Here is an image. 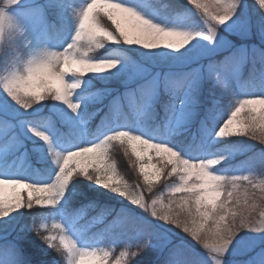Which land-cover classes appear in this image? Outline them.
Segmentation results:
<instances>
[{"label": "snow or ice", "instance_id": "obj_1", "mask_svg": "<svg viewBox=\"0 0 264 264\" xmlns=\"http://www.w3.org/2000/svg\"><path fill=\"white\" fill-rule=\"evenodd\" d=\"M186 2L203 22L199 30L165 27L122 0H4L0 5V221L7 224L26 209L33 220L25 228L57 254L56 264H138L149 251L151 264H194L185 244L198 245L211 264H227L242 233L261 238L259 246L255 242L248 246L251 255L245 264H264V179L256 178L264 177V154L259 157V168L246 162L225 171L217 167L228 159L224 154L188 157L166 137L153 138L150 132L131 128L120 119L126 108L143 115L159 106L165 126L170 125L187 100L195 102L207 78L222 96L235 101L227 119L217 120L219 128L213 129L217 139L251 136L264 144V94L236 99L226 79L249 59L253 78L257 63L264 78V47L253 45L223 59L214 58L232 47L222 30L236 26L245 0ZM254 2L264 13V0ZM249 31L250 25L245 34ZM258 31L264 44V25ZM160 33H181L188 41L171 43ZM105 43L113 46L102 49L110 54L93 55ZM120 45L144 50L142 55L149 60L182 61L195 53L208 62L187 72H153L122 55ZM97 64L105 67L81 71L83 66ZM130 67L137 69L135 76L123 79ZM90 76L123 79L124 91L86 87L85 78ZM24 83L26 87L21 86ZM78 95L82 102H77ZM49 100L54 103H42ZM101 111L100 127L93 137H86L84 125ZM32 138L39 142H34V148L41 158L50 161L47 179L24 178L14 171L17 153ZM115 144L123 149L131 167L138 169L149 192L156 181L177 176L178 182L166 185V196L161 190L149 203L140 184L130 185L118 171L111 157ZM79 180L127 200L146 213L151 223L179 229L184 240L175 241L168 231L141 227L124 209L104 206L85 220L87 210L97 205L71 208L69 192ZM42 209L50 212L41 213ZM97 226L102 227L87 244L76 235L86 236ZM24 231L14 236L0 232V264H26ZM129 233L134 235L119 247L118 255L112 248L98 246L101 237Z\"/></svg>", "mask_w": 264, "mask_h": 264}, {"label": "rangeland", "instance_id": "obj_2", "mask_svg": "<svg viewBox=\"0 0 264 264\" xmlns=\"http://www.w3.org/2000/svg\"><path fill=\"white\" fill-rule=\"evenodd\" d=\"M184 2L186 5L181 10L175 11L170 7L166 0H122V2L130 4L131 6L137 7L139 11H142L150 19H154L155 22L161 23L165 27H178L186 30H199L203 27V22L190 5L187 4L186 0H178ZM82 2V0H81ZM155 10V14L154 11ZM105 25L112 29L111 23L106 19L103 21ZM236 26H226L222 31L224 38L227 39L231 46L230 48L224 49L215 54V59H223L225 56L231 55L233 51L242 48L251 49L253 45L257 47H264L261 43L259 35V28L264 25V13H261L258 5L255 4L254 0H245L244 6L239 13V18L236 20ZM251 26V31L245 34V28ZM72 33L74 34V25L71 26ZM67 42H70V36L65 41L64 46ZM113 47L110 44L106 45V48ZM120 53L128 56L136 64L143 65L145 68L151 71H173V72H187L193 68L206 64L208 59L201 57L197 54H193L191 58L182 61H158L156 59H146L142 55L144 50L133 51L129 49L127 45H120ZM52 50H62V48L52 47ZM163 52L164 50H160ZM107 49L99 50L93 55L106 56L109 55ZM175 55V54H173ZM261 65L257 63L255 65L256 77L253 78V63L249 59L247 62L240 64L238 70L228 76L227 83L230 88V92L236 99L245 98L249 94H264V78L259 75ZM137 69L130 67L127 69L128 76L123 79L135 76ZM111 77L112 74H107ZM123 79H103L100 77H87L85 78V86L90 88H109L113 92H123L124 83ZM77 102H82L77 97ZM235 102L230 100L228 97L222 96L220 89L215 87L214 81H210L207 78L202 80L198 93L195 96V102L187 100L183 109H181L178 117L175 121L165 126V115L161 107H155L154 111L147 112L143 115L138 114L134 111L125 109L124 115L120 118L121 121L127 120L128 126L135 129H142L145 132H150L152 137L155 138L157 135L166 137L168 142L177 146L178 150L188 157H199L207 153L212 154H224L228 156V159L221 167L222 170L236 169L246 162L254 165L255 167H261L259 157L264 154V144H261L259 140L253 139L251 136H239L227 138V140L217 139L215 131L213 129L219 128V123H222L224 119H227L230 111L232 110L231 103ZM42 103H54L53 101H45ZM95 111V109H92ZM106 111V110H105ZM104 111L99 112L91 120H88L84 125L86 137H93L100 127L101 120L103 119ZM222 117V118H221ZM219 120V123H217ZM119 123L117 130H119ZM35 138L27 140L24 148L17 153V159L15 161V173H19L24 178H44L47 179L50 171V161L41 158L40 154L34 148ZM111 157L115 160L118 171L126 179V181L133 185L136 182L141 184V190L143 191L145 199L150 203L151 199L155 198L163 190L165 196L167 194L168 184L178 182V177L173 176L168 180H160L154 182L152 191L149 192L147 186L143 185L142 178L139 177L138 169H133L128 163V158L124 155L123 149L118 145H113L111 150ZM258 171V170H257ZM247 174V173H245ZM257 179H264L259 177ZM81 190V199L76 197L75 190H70L68 200L72 209L84 207L89 203L97 205L96 208H90L87 210L85 220L97 215L99 210L104 206L115 208L117 211L122 209L127 210L130 214L134 215L139 221L141 227H147L151 230L168 231L172 238L180 242L184 240L183 234L180 233L179 229H167L161 227L158 223H151L146 213L141 212L138 208H134L127 200L121 199L119 196H114L112 193L105 191L102 188H97L95 185L90 184L86 180H79L76 183ZM76 187V186H75ZM74 187V188H75ZM146 189H145V188ZM79 198L80 200H76ZM168 203L167 198L165 204ZM91 210V213L88 212ZM24 211L23 214H16L17 219L11 220L9 223L0 221V232H9L11 235H16L25 229L24 233H29L25 226L28 228L32 225L33 216L31 213ZM33 211H36L34 207ZM41 213H49L50 210L42 209L39 210ZM52 219H58L55 215H52ZM51 220L48 221L49 225ZM83 222V221H82ZM97 226L89 231L86 236H81L77 233V237L84 240V243H89V238L98 232ZM22 233V234H24ZM34 233V232H33ZM134 233L121 236H109L107 239L101 237V244L98 246L112 248L116 254L122 250L119 248L125 241L129 239ZM260 237L253 236L252 234H241L238 239L232 253L227 257V264H245V261L251 255L247 251L248 246L255 242L257 246L260 243ZM42 245V249L48 251L46 246L39 241ZM36 245L34 244L31 248L33 252L39 255L41 252L37 247L38 240L36 239ZM114 243V244H113ZM40 246V245H39ZM117 246V247H116ZM189 258L194 264H211L209 256L198 246L185 244ZM23 254V253H22ZM35 254V255H36ZM24 256V254H23ZM153 254L151 251L145 253L138 259V264H151ZM3 259H7L4 257ZM109 264H112L110 261Z\"/></svg>", "mask_w": 264, "mask_h": 264}, {"label": "trees", "instance_id": "obj_3", "mask_svg": "<svg viewBox=\"0 0 264 264\" xmlns=\"http://www.w3.org/2000/svg\"><path fill=\"white\" fill-rule=\"evenodd\" d=\"M166 1L168 5L172 7V9L175 11H182L181 9L185 7L186 5L184 2H181L178 0H166ZM132 184H133L132 186H135L137 183L134 182ZM75 186L76 187L74 188V190L77 193L75 196L81 199V190L78 191L80 187L77 185ZM79 198H76V200H80ZM88 212L91 213V210H89ZM23 235L25 236V241H24V247L22 249V253L24 254V259L26 261V264H56V261L58 259L57 254L50 249H48V251H45V249H42V245L39 242L40 240L37 238L35 233L29 232V233H24ZM36 239L38 240V243H39L37 244V247L39 248L41 252L39 255H37L36 252H33L31 250L32 246L34 244L36 245L35 243Z\"/></svg>", "mask_w": 264, "mask_h": 264}, {"label": "clouds", "instance_id": "obj_4", "mask_svg": "<svg viewBox=\"0 0 264 264\" xmlns=\"http://www.w3.org/2000/svg\"><path fill=\"white\" fill-rule=\"evenodd\" d=\"M4 3V0H0V5H2ZM159 35L161 36H165L167 39H169V42L171 43H184L185 41H188V37L181 34V33H160ZM107 39H111L110 37H107ZM106 43L105 44H102L101 47L97 48L96 49V52L99 51V50H102L103 47H106ZM105 67V65L103 64H97V65H91V66H83L81 68V71H87L89 69L91 70H100L101 68ZM44 69H38L37 71H43ZM22 87H26L27 84L24 83L21 85ZM73 87H75V85H73ZM221 131L223 132L224 129H221ZM175 155V154H173ZM86 264H95L94 261H88L86 262Z\"/></svg>", "mask_w": 264, "mask_h": 264}]
</instances>
